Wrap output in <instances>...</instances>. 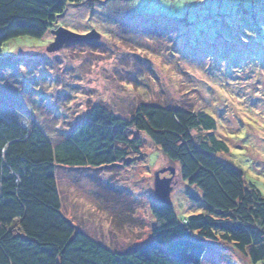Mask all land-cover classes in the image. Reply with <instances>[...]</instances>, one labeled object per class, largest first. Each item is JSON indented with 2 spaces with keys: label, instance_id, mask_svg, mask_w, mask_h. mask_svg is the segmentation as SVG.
<instances>
[{
  "label": "rangeland",
  "instance_id": "374dc122",
  "mask_svg": "<svg viewBox=\"0 0 264 264\" xmlns=\"http://www.w3.org/2000/svg\"><path fill=\"white\" fill-rule=\"evenodd\" d=\"M56 27L100 37L50 51ZM1 50V116L28 128L36 122L55 144L94 104L124 118L142 103L201 109L228 147L213 155L264 195V0H81L67 3L42 37H13ZM134 134L142 145L129 167L56 168L65 217L120 251L152 238L149 207L158 202L153 178L161 168H174L170 198L179 220L205 210L188 199L197 192L176 164ZM201 264L252 263L218 242Z\"/></svg>",
  "mask_w": 264,
  "mask_h": 264
},
{
  "label": "trees",
  "instance_id": "16d2710c",
  "mask_svg": "<svg viewBox=\"0 0 264 264\" xmlns=\"http://www.w3.org/2000/svg\"><path fill=\"white\" fill-rule=\"evenodd\" d=\"M81 0H0V56L10 38L42 37L67 3ZM203 110L138 105L124 118L94 104L59 142L36 123L0 115V264H201L210 243H224L252 264H264V195L243 172L216 158L228 151ZM193 131L205 134L196 141ZM142 132L197 194L204 212L183 220L174 206L154 202L152 238L114 250L74 227L61 211L58 166H131Z\"/></svg>",
  "mask_w": 264,
  "mask_h": 264
},
{
  "label": "water",
  "instance_id": "95a60500",
  "mask_svg": "<svg viewBox=\"0 0 264 264\" xmlns=\"http://www.w3.org/2000/svg\"><path fill=\"white\" fill-rule=\"evenodd\" d=\"M54 35V44H52L48 50H56L64 43L70 42H86L93 39H99L100 34L94 29L84 34H77L70 32L66 28L56 27L52 30ZM168 172L169 177L161 176L162 173ZM173 167H164L154 172L153 178V194L159 203L171 205L170 192L172 186L170 185L171 178L174 176Z\"/></svg>",
  "mask_w": 264,
  "mask_h": 264
}]
</instances>
